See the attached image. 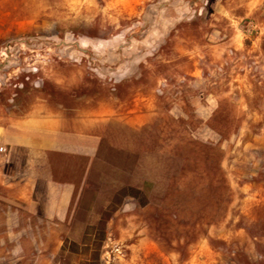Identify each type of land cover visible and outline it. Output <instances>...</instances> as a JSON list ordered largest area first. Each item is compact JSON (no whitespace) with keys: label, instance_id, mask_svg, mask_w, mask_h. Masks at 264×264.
I'll list each match as a JSON object with an SVG mask.
<instances>
[{"label":"rangeland","instance_id":"obj_1","mask_svg":"<svg viewBox=\"0 0 264 264\" xmlns=\"http://www.w3.org/2000/svg\"><path fill=\"white\" fill-rule=\"evenodd\" d=\"M38 103L102 145L67 221L0 186V264H264V0H0V115Z\"/></svg>","mask_w":264,"mask_h":264},{"label":"crops","instance_id":"obj_2","mask_svg":"<svg viewBox=\"0 0 264 264\" xmlns=\"http://www.w3.org/2000/svg\"><path fill=\"white\" fill-rule=\"evenodd\" d=\"M0 115V186L49 221H67L102 145L103 118L38 103ZM98 114V115H96ZM132 122L126 120L125 125Z\"/></svg>","mask_w":264,"mask_h":264},{"label":"built area","instance_id":"obj_3","mask_svg":"<svg viewBox=\"0 0 264 264\" xmlns=\"http://www.w3.org/2000/svg\"><path fill=\"white\" fill-rule=\"evenodd\" d=\"M255 28H256L255 24L253 22H250L248 24L247 32L252 33ZM0 151L1 152H5L6 151V147L5 146H0Z\"/></svg>","mask_w":264,"mask_h":264}]
</instances>
